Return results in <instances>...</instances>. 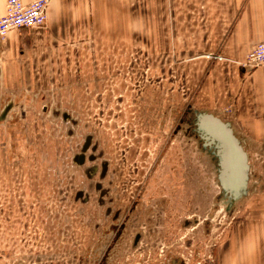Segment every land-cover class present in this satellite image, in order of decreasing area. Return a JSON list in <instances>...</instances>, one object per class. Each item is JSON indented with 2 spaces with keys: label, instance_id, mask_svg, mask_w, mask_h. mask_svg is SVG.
Masks as SVG:
<instances>
[{
  "label": "rangeland",
  "instance_id": "obj_1",
  "mask_svg": "<svg viewBox=\"0 0 264 264\" xmlns=\"http://www.w3.org/2000/svg\"><path fill=\"white\" fill-rule=\"evenodd\" d=\"M112 22L107 45L43 42L45 58L30 50L13 74L6 65L16 79L0 80L1 264H218L245 213L196 130L195 83L171 58L174 18ZM248 164L251 193L264 186L263 148Z\"/></svg>",
  "mask_w": 264,
  "mask_h": 264
},
{
  "label": "crops",
  "instance_id": "obj_2",
  "mask_svg": "<svg viewBox=\"0 0 264 264\" xmlns=\"http://www.w3.org/2000/svg\"><path fill=\"white\" fill-rule=\"evenodd\" d=\"M4 13L5 0H0V17ZM126 14L174 18L171 58L195 83L200 111L228 122L243 148L249 146L247 157L264 150V66L248 70L240 65L264 41V0H50L45 26L13 29L0 39V80H15L6 65H13V74L16 58L30 50L45 58L43 42L54 48L63 40L75 43L70 47L107 45L116 32L113 18ZM142 28L134 31L146 32L145 21ZM167 41L158 29V51L169 49ZM248 193L243 217L219 247L218 264H264V186Z\"/></svg>",
  "mask_w": 264,
  "mask_h": 264
},
{
  "label": "water",
  "instance_id": "obj_3",
  "mask_svg": "<svg viewBox=\"0 0 264 264\" xmlns=\"http://www.w3.org/2000/svg\"><path fill=\"white\" fill-rule=\"evenodd\" d=\"M195 124L197 132L206 144L213 145L216 149L221 189L232 200L244 197L247 193L248 157L230 124L203 111L195 113Z\"/></svg>",
  "mask_w": 264,
  "mask_h": 264
},
{
  "label": "built area",
  "instance_id": "obj_4",
  "mask_svg": "<svg viewBox=\"0 0 264 264\" xmlns=\"http://www.w3.org/2000/svg\"><path fill=\"white\" fill-rule=\"evenodd\" d=\"M49 2L50 0H5V13L0 17V39L13 29L45 26ZM240 65L248 70L264 66V41L255 44Z\"/></svg>",
  "mask_w": 264,
  "mask_h": 264
},
{
  "label": "flooded vegetation",
  "instance_id": "obj_5",
  "mask_svg": "<svg viewBox=\"0 0 264 264\" xmlns=\"http://www.w3.org/2000/svg\"><path fill=\"white\" fill-rule=\"evenodd\" d=\"M79 159H80V161H81V160H82V156H80ZM136 241H137V239H136Z\"/></svg>",
  "mask_w": 264,
  "mask_h": 264
}]
</instances>
